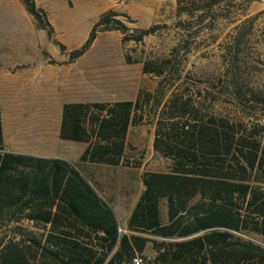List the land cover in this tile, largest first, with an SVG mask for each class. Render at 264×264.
<instances>
[{
  "label": "trees",
  "instance_id": "obj_1",
  "mask_svg": "<svg viewBox=\"0 0 264 264\" xmlns=\"http://www.w3.org/2000/svg\"><path fill=\"white\" fill-rule=\"evenodd\" d=\"M20 2L65 54L46 11L35 0ZM200 2L210 9L225 0H178L177 11L188 4L192 15L202 10L194 7ZM125 22L137 21L112 9L102 13L67 62L83 56L101 32H120L123 45L155 31L131 33ZM166 68L146 61L142 70L161 77ZM142 96L63 104L59 138L87 144L80 162L122 164L128 130L143 121L150 100L145 94L142 103ZM199 112L177 95L157 112L153 149L170 160L169 171L143 175V191L126 224L129 234H120L113 209L75 164L5 149L0 105V264H134L149 242L156 255L148 264H264V245L240 237L264 240V127L256 138L250 127Z\"/></svg>",
  "mask_w": 264,
  "mask_h": 264
},
{
  "label": "rangeland",
  "instance_id": "obj_2",
  "mask_svg": "<svg viewBox=\"0 0 264 264\" xmlns=\"http://www.w3.org/2000/svg\"><path fill=\"white\" fill-rule=\"evenodd\" d=\"M177 1L35 0L65 46L62 54L20 0H0V105L9 146L66 156L81 144L44 136L56 133L63 104L135 101L140 93L144 103L150 94L143 121L128 130L122 164L73 163L113 209L120 234H129L126 224L144 188L143 175L169 171L170 160L153 149V142L157 112L172 96L191 100L199 116L250 127L256 138L264 127V0H225L210 9L200 2L194 7L202 10L192 15L188 4L178 13ZM110 9L137 21L125 22L131 33L155 27L154 33L122 45L120 32H101L83 56L68 63L70 51L86 41L99 16ZM146 61L155 69L166 65L164 74H144ZM16 123L21 128L9 129ZM161 212L165 216L164 203ZM240 237L264 245L257 236ZM152 247L149 242L136 256L142 264L155 258Z\"/></svg>",
  "mask_w": 264,
  "mask_h": 264
},
{
  "label": "crops",
  "instance_id": "obj_3",
  "mask_svg": "<svg viewBox=\"0 0 264 264\" xmlns=\"http://www.w3.org/2000/svg\"><path fill=\"white\" fill-rule=\"evenodd\" d=\"M76 102H83V101H80L79 100V101H76ZM15 113H16V115H18L20 113V111H19L18 108L15 109ZM3 117L4 116H3V111H2V134H3L4 144L6 146L5 149L7 151L14 152V153H22V154L35 155V156H45V157H51V158H61V159H65V160H67L69 162L76 163V162L79 161V158H80L81 154L83 153V151L87 147V145L85 143H82V142H74V143H77V144H81V146L79 148H77L76 150L74 149L73 152H70L71 150L69 149L70 151H68L66 153V156L60 157L59 155L55 156V155H52L50 153H47L46 150H43V149H41V150L27 149L24 146L22 148H20L18 145L15 146V144H13V146H9V144L6 141V132H5V124H4V118ZM19 128H21L20 125H19V123H16L14 125V127L12 126L9 129H14V130L16 129V130H18ZM35 128H36V130L39 131V128L38 127H35ZM58 134H59V127H58L56 133L54 134V136H50V135H44V136L48 137L49 140L50 139H54L56 142H58L59 140H61V139H59V135ZM33 136L34 137H38V134L33 135ZM62 141H64V140H62ZM71 146H73V145H71ZM94 180H96V179H94ZM142 191H143V188L141 189V192Z\"/></svg>",
  "mask_w": 264,
  "mask_h": 264
},
{
  "label": "built area",
  "instance_id": "obj_4",
  "mask_svg": "<svg viewBox=\"0 0 264 264\" xmlns=\"http://www.w3.org/2000/svg\"><path fill=\"white\" fill-rule=\"evenodd\" d=\"M119 232H120V230H119ZM133 262H134V264H142V259L141 258H135Z\"/></svg>",
  "mask_w": 264,
  "mask_h": 264
}]
</instances>
